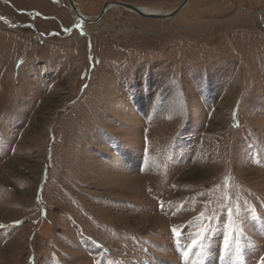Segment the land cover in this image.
I'll return each mask as SVG.
<instances>
[{
  "label": "rangeland",
  "instance_id": "rangeland-1",
  "mask_svg": "<svg viewBox=\"0 0 264 264\" xmlns=\"http://www.w3.org/2000/svg\"><path fill=\"white\" fill-rule=\"evenodd\" d=\"M75 18L0 0V264H259L264 0Z\"/></svg>",
  "mask_w": 264,
  "mask_h": 264
},
{
  "label": "water",
  "instance_id": "water-1",
  "mask_svg": "<svg viewBox=\"0 0 264 264\" xmlns=\"http://www.w3.org/2000/svg\"><path fill=\"white\" fill-rule=\"evenodd\" d=\"M69 3V6L73 12V14L75 15V19L76 21H81L84 22L85 24H97L99 23L107 14V12L112 9V8H117V7H121L124 8L128 11H131L139 16H142L144 18H149V19H157V20H167V19H171L173 17H175L177 14H179L189 3L190 0H185L183 2V4L177 8L176 10H174L173 12L167 13L165 15H157V14H152V13H148L144 10H142L140 7L134 6V5H130L127 3H118V2H114V3H106L101 11V13L95 18V19H89L86 17H82V14L79 10V8L76 6L75 2L73 0H67Z\"/></svg>",
  "mask_w": 264,
  "mask_h": 264
},
{
  "label": "snow or ice",
  "instance_id": "snow-or-ice-1",
  "mask_svg": "<svg viewBox=\"0 0 264 264\" xmlns=\"http://www.w3.org/2000/svg\"><path fill=\"white\" fill-rule=\"evenodd\" d=\"M210 230L211 229L208 228V229H202L201 231L197 232L194 238L192 239L191 247L194 248L202 247L203 246L202 241L207 238V232ZM171 232L173 234V237L176 238L177 240L182 236V232L179 231L177 228H172ZM196 237L200 238L199 241L197 240ZM229 246H230L229 238L225 236L224 248L227 249ZM185 255L187 256V252L185 253ZM259 264H264V256L260 257Z\"/></svg>",
  "mask_w": 264,
  "mask_h": 264
},
{
  "label": "bare ground",
  "instance_id": "bare-ground-1",
  "mask_svg": "<svg viewBox=\"0 0 264 264\" xmlns=\"http://www.w3.org/2000/svg\"><path fill=\"white\" fill-rule=\"evenodd\" d=\"M141 8V7H140ZM142 10H144V11H146V12H148V13H154V14H157V15H165V14H158L156 11H154V10H150V9H147V8H141ZM167 14V13H166ZM82 17L84 18L85 16H83L82 15ZM87 18V17H86ZM77 23H78V25H79V27H81L82 28V30H83V28H84V26H85V24H84V22H81V21H77ZM85 29V28H84Z\"/></svg>",
  "mask_w": 264,
  "mask_h": 264
}]
</instances>
